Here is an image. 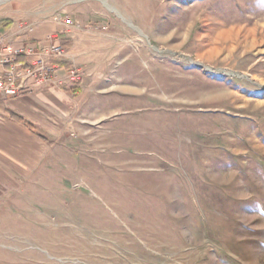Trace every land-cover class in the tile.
I'll return each mask as SVG.
<instances>
[{
    "label": "rangeland",
    "instance_id": "374dc122",
    "mask_svg": "<svg viewBox=\"0 0 264 264\" xmlns=\"http://www.w3.org/2000/svg\"><path fill=\"white\" fill-rule=\"evenodd\" d=\"M10 25L63 32L107 108L0 184V264H264V230L205 200L219 115L198 110L264 88V0H0Z\"/></svg>",
    "mask_w": 264,
    "mask_h": 264
},
{
    "label": "crops",
    "instance_id": "0c3cea01",
    "mask_svg": "<svg viewBox=\"0 0 264 264\" xmlns=\"http://www.w3.org/2000/svg\"><path fill=\"white\" fill-rule=\"evenodd\" d=\"M242 27L236 24L225 33L235 31L238 34L237 28ZM54 28L40 26L20 34L10 25L0 28V34L14 51L39 50L50 44V37L57 38L52 35L54 31L63 34ZM70 58L67 53L58 62L55 84L24 90L15 99L0 97V184L10 183L12 175H29L32 169L40 166L47 149L46 136H58L66 132L65 128L79 127L80 123L92 125L96 116H104L107 106L102 99L98 100L93 90L80 92L67 81L71 70L68 67L75 62L72 53ZM16 63L27 66L29 59L19 56ZM3 71L0 66V76ZM224 89L238 96L239 101L229 104V108L220 101L214 108L198 109L212 110L210 114L215 115L211 118L219 115L215 126L202 127L216 132V136H210L216 138V147L211 146L212 156L206 159V163L212 162L215 168H206L207 185L204 186L214 191L209 195L207 190L205 200L216 203L223 209L222 215L238 223L241 229L260 232L264 230V88L241 84L233 90ZM123 94L125 96L126 92ZM126 112L125 107L120 109V114ZM12 114L24 118L33 126L35 134L14 122L10 118Z\"/></svg>",
    "mask_w": 264,
    "mask_h": 264
},
{
    "label": "built area",
    "instance_id": "2783aa9c",
    "mask_svg": "<svg viewBox=\"0 0 264 264\" xmlns=\"http://www.w3.org/2000/svg\"><path fill=\"white\" fill-rule=\"evenodd\" d=\"M25 30L29 31L28 27ZM49 40L50 44L39 50L21 49L17 52L8 45L5 36L0 34V66L4 68L0 76V97L15 99L24 90L32 91L35 87L56 83L54 76L58 62L65 58L66 51L61 44L52 42L57 40L56 37H50ZM19 56L27 57L29 64H17ZM78 74L77 71L69 70L67 81L71 84L78 81Z\"/></svg>",
    "mask_w": 264,
    "mask_h": 264
},
{
    "label": "trees",
    "instance_id": "16d2710c",
    "mask_svg": "<svg viewBox=\"0 0 264 264\" xmlns=\"http://www.w3.org/2000/svg\"><path fill=\"white\" fill-rule=\"evenodd\" d=\"M14 122H16L18 125H20V127L22 126L23 128H25L27 131L31 132L32 134H35V132L33 131V126L30 125L27 121H25L24 118H21L20 116L14 115L12 114L10 117Z\"/></svg>",
    "mask_w": 264,
    "mask_h": 264
},
{
    "label": "bare ground",
    "instance_id": "6f19581e",
    "mask_svg": "<svg viewBox=\"0 0 264 264\" xmlns=\"http://www.w3.org/2000/svg\"><path fill=\"white\" fill-rule=\"evenodd\" d=\"M106 4V3H105Z\"/></svg>",
    "mask_w": 264,
    "mask_h": 264
}]
</instances>
